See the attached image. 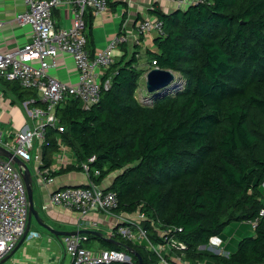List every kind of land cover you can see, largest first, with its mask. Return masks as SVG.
<instances>
[{
  "label": "trees",
  "instance_id": "obj_1",
  "mask_svg": "<svg viewBox=\"0 0 264 264\" xmlns=\"http://www.w3.org/2000/svg\"><path fill=\"white\" fill-rule=\"evenodd\" d=\"M156 14L163 30L155 50L145 52L148 64H137L135 49L104 71L97 103L85 109L66 98L55 110L63 131L45 127L39 170L51 165L60 140L76 164L53 175L80 172L79 164L95 156L89 166L99 175L91 180L102 185L115 173L104 187L116 195L114 212L143 214L151 242H181L177 253L189 264H264V0H203ZM152 67L179 76L141 103L138 81ZM5 83L21 102L42 106L35 91ZM245 222L253 234L226 254L206 248L214 236L226 239L231 223L240 224L235 234H245ZM116 229L112 239L81 236L127 253L133 264L157 263L145 241L131 242Z\"/></svg>",
  "mask_w": 264,
  "mask_h": 264
},
{
  "label": "built area",
  "instance_id": "obj_2",
  "mask_svg": "<svg viewBox=\"0 0 264 264\" xmlns=\"http://www.w3.org/2000/svg\"><path fill=\"white\" fill-rule=\"evenodd\" d=\"M65 1L71 7L73 23L69 27L54 25L52 10L60 2ZM178 6L202 2L203 0H171ZM25 9L15 14L13 21L18 25L28 24L32 28L31 39L12 50L0 51V79L16 82L24 89L36 91L42 106L30 107L32 100L22 102L31 124L24 125L14 132L5 133L6 140L2 141L3 132L0 130V144L23 162L31 160L41 161V145L45 139V127L57 126L56 108L69 97L78 98L83 108H89L97 103L100 95L101 72L113 63V50L119 42L115 38L108 42L104 49L90 54L86 50L87 37L83 25V13L92 14L105 12L108 8L107 0H24ZM0 20V29L3 26ZM163 22L158 19H144L137 23L136 33L146 35L153 33L160 35ZM69 55L78 72L77 83L72 85L48 73L49 68L58 65V58ZM154 64V61H152ZM147 72V71H146ZM145 72V74H146ZM108 80L104 81L107 88ZM60 132L61 126H57ZM58 151L54 155L51 165L37 172L38 181L42 185L52 183L53 173L76 164L73 155L60 140ZM95 156L89 157L79 165L86 178L83 186L65 187L49 194V206L64 207L78 212V226L80 220L92 212H103L114 217L116 222L104 235L107 239L116 233L131 242L145 241L146 248L158 255L156 264H189L183 253H177L184 245L179 241L170 240L166 244H155L149 240L140 222L144 215L139 212L127 214L115 213L117 199L114 192L105 190L100 184H95L90 175L98 176L99 170H90L89 163ZM133 214L139 218L133 220ZM264 215V208L259 211ZM28 219L27 191L19 169L11 162L0 156V264H21L13 260V251L18 243L24 239L39 237V233L26 231ZM256 225L257 219L251 221ZM94 226H98L95 222ZM82 234L61 236L65 264H102L110 262H125L133 264L130 256L119 250L103 249L101 247L86 248L82 245ZM222 240L214 236L209 245L215 252H219ZM176 250V251H175ZM223 250V248H222ZM220 254V253H219Z\"/></svg>",
  "mask_w": 264,
  "mask_h": 264
},
{
  "label": "crops",
  "instance_id": "obj_3",
  "mask_svg": "<svg viewBox=\"0 0 264 264\" xmlns=\"http://www.w3.org/2000/svg\"><path fill=\"white\" fill-rule=\"evenodd\" d=\"M110 2L114 4H109L105 12L92 14L90 11H85L83 13L82 18L86 23V28L90 27L88 37L86 36L88 42L86 50L93 54L97 50L104 49L110 40L119 38L120 40L113 50V61H118L125 56H127L125 57L127 59L133 50L139 49L140 55L137 56L139 66L148 64L145 52L147 49L155 50L153 45L155 35L153 33L138 35L136 33L137 23L144 19L157 18L156 10L161 13H171L177 9L187 8L186 5L178 6L175 1L171 0H110ZM24 9V0H0V20L4 23L0 29L1 52L12 50L31 39V26L28 24L18 25L13 21L15 14ZM52 19L56 28L71 26L73 20L69 4L63 1L54 7ZM89 40H91V46ZM48 73L60 81L72 85L76 84L78 80V72L73 59L66 54H62L58 58V65L49 68ZM103 73L104 71L101 72V75ZM5 82L7 81L0 79V130L4 133H12L21 128L24 123L31 124V121L22 102L9 90ZM36 95L39 99L37 93ZM40 162L31 160L26 163L32 177L33 206L37 212L38 209L48 212L49 218L57 223L65 221L75 223L77 221V230L99 232L101 228H105L107 232L113 227L116 222L115 218L103 212L87 214L80 220L78 226V212L62 206L50 207L48 201L50 193L65 187L83 186L86 184V178L82 172L70 171L57 174L54 176L52 183L42 185L37 178ZM102 186H108L106 179L103 181ZM44 222L51 226L48 222ZM95 222L98 226L93 225ZM58 238L61 241V236ZM53 241L50 235L43 236L41 234L37 238L24 239L13 253V260L21 264H65L64 256L61 257L62 253L54 250V246L52 247ZM226 241L225 239L222 240L220 247H224ZM95 244L92 242V247L89 248H96Z\"/></svg>",
  "mask_w": 264,
  "mask_h": 264
},
{
  "label": "water",
  "instance_id": "obj_4",
  "mask_svg": "<svg viewBox=\"0 0 264 264\" xmlns=\"http://www.w3.org/2000/svg\"><path fill=\"white\" fill-rule=\"evenodd\" d=\"M176 76L173 74L172 71L168 69H160L157 67L150 68L146 74H145V88L148 92H152L154 90L160 89L171 82L176 80ZM0 156L4 157L6 159H10L11 162L19 169L22 179L24 181L26 191H27V198H28V219H27V226L26 231L30 228V221L31 218L34 217L35 220H37L38 224L45 228L48 232L53 234L55 237L64 236V235H75V234H94L97 236H101V232L94 231V230H76V231H61L53 228L52 226L45 223L39 216L37 210L33 206V198H32V177L29 172V169L25 162L20 160L18 157L13 155L9 150H7L5 147H3L0 144ZM24 241V237L21 239V241L18 243L17 247L13 252L16 251V249L20 246V244ZM204 245L199 246V248H203ZM140 264V260L138 262Z\"/></svg>",
  "mask_w": 264,
  "mask_h": 264
},
{
  "label": "rangeland",
  "instance_id": "obj_5",
  "mask_svg": "<svg viewBox=\"0 0 264 264\" xmlns=\"http://www.w3.org/2000/svg\"><path fill=\"white\" fill-rule=\"evenodd\" d=\"M173 74L178 77V73H175L173 72ZM150 92H148L145 88V73L140 77L139 81H138V86H137V89L135 91V94H136V98L139 102L141 103H145V99H147L148 95H149ZM20 108L22 110H24L22 108L21 105H19ZM25 113V111H24ZM30 122V121H29ZM3 140H6V137H5V133L3 132V137H2V141ZM32 173V172H31ZM115 175V173H111L107 178H106V182L109 184L113 178V176ZM34 176V175H33ZM38 214H39V217L43 220V221H46L48 222L49 224H51V226L57 230H61V231H76V224H77V221L74 222H68V221H65V222H60V223H57V222H53V219H50L49 218V213L48 212H44L43 210L41 209H38ZM133 217V220L134 221H137L139 218L137 217L136 214H133L132 215ZM244 226H246V233L245 234H235L236 230L239 228L240 224L238 223H231L230 225H228L224 232H223V236L226 237L225 240H227L229 237H232L233 240H232V243L230 245V247L227 249V250H222V247L219 248V252H216V253H220V254H226L228 251H230L231 249H233L236 245V242L238 239L242 238V237H245V236H250L253 234V228H252V225L251 223H243ZM30 230L31 231H35V232H38L39 234L43 235V236H51L53 238V242H52V247L54 246V250L58 251L59 253H62L61 257L63 256V248H62V245L60 243V238L58 237H55L53 234H51L50 232H48L45 228L41 227L37 220H35L34 217L31 218V221H30ZM101 234L102 235H106L107 232H106V229L105 228H101ZM229 236V237H228ZM95 244V242H94ZM82 245L86 248H89V247H92L91 245V242L90 244L88 243H85V242H82ZM96 247H100L98 243L95 244ZM204 248V247H203ZM201 248V249H203ZM207 249L209 250H212L215 252V250L213 249L214 247L209 245L206 247Z\"/></svg>",
  "mask_w": 264,
  "mask_h": 264
}]
</instances>
